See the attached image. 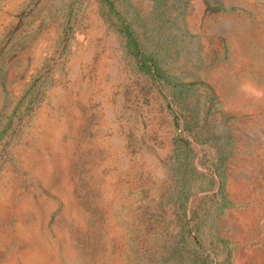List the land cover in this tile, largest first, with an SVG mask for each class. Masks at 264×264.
<instances>
[{"label":"rangeland","instance_id":"rangeland-1","mask_svg":"<svg viewBox=\"0 0 264 264\" xmlns=\"http://www.w3.org/2000/svg\"><path fill=\"white\" fill-rule=\"evenodd\" d=\"M0 264H264V0H0Z\"/></svg>","mask_w":264,"mask_h":264}]
</instances>
